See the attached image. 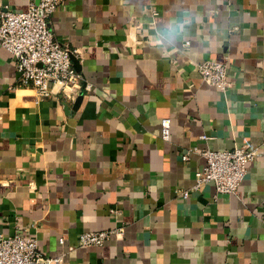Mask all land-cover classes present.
Masks as SVG:
<instances>
[{
  "label": "crops",
  "instance_id": "0c3cea01",
  "mask_svg": "<svg viewBox=\"0 0 264 264\" xmlns=\"http://www.w3.org/2000/svg\"><path fill=\"white\" fill-rule=\"evenodd\" d=\"M191 3L216 38L194 29L184 54L165 58L141 25L169 0H64L47 25L78 51L89 90L76 109L13 89L15 60L0 49V234L34 238L62 264H264V0ZM208 59L227 63L224 92L197 73ZM243 145L258 156L236 194L215 198L208 183L178 195L194 184L199 151ZM112 230L121 234L102 246H79L83 232Z\"/></svg>",
  "mask_w": 264,
  "mask_h": 264
},
{
  "label": "built area",
  "instance_id": "2783aa9c",
  "mask_svg": "<svg viewBox=\"0 0 264 264\" xmlns=\"http://www.w3.org/2000/svg\"><path fill=\"white\" fill-rule=\"evenodd\" d=\"M64 0H29L25 12H13L0 7V49L14 57L16 85L13 89H30L39 100L59 99L74 102L83 86L80 73L75 69L72 58L78 51L59 43L47 21ZM200 79L207 85L224 92L230 85L227 80V63L211 59L196 65ZM170 121L161 120V136L169 139ZM202 139L206 137L202 136ZM264 146V140L262 143ZM258 149V148H257ZM256 148L248 145L232 150L198 152L203 164L195 172V181L189 190H177L182 198L197 192L204 184L211 183L218 194L234 195L247 173L248 164L257 156ZM182 160H188L187 154ZM121 231H88L80 234L79 246H102L111 236ZM69 250H73L70 247ZM62 256L47 257L38 249L34 238L20 233L5 237L0 234V264H62Z\"/></svg>",
  "mask_w": 264,
  "mask_h": 264
},
{
  "label": "clouds",
  "instance_id": "9594fccd",
  "mask_svg": "<svg viewBox=\"0 0 264 264\" xmlns=\"http://www.w3.org/2000/svg\"><path fill=\"white\" fill-rule=\"evenodd\" d=\"M204 2L207 3V0ZM211 15L210 11V18ZM203 26V15L191 0H169V7L164 13L148 16L141 25L152 47L165 58L177 53L183 55L195 38L194 29L199 32L201 42L215 39L206 34ZM213 31L219 33L221 30L213 25Z\"/></svg>",
  "mask_w": 264,
  "mask_h": 264
},
{
  "label": "water",
  "instance_id": "95a60500",
  "mask_svg": "<svg viewBox=\"0 0 264 264\" xmlns=\"http://www.w3.org/2000/svg\"><path fill=\"white\" fill-rule=\"evenodd\" d=\"M81 98H82L81 95L76 98V100H75V102L73 104V109H76L78 107V105H79V103L81 101Z\"/></svg>",
  "mask_w": 264,
  "mask_h": 264
}]
</instances>
